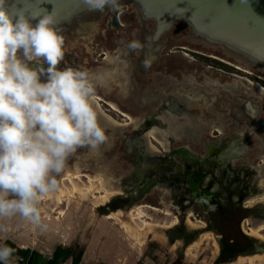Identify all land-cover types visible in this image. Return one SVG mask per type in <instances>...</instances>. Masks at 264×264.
<instances>
[{
    "label": "flooded vegetation",
    "instance_id": "af4514ba",
    "mask_svg": "<svg viewBox=\"0 0 264 264\" xmlns=\"http://www.w3.org/2000/svg\"><path fill=\"white\" fill-rule=\"evenodd\" d=\"M120 7L100 21L90 38L63 33L65 55L58 67L98 73L103 79L97 88L100 108L107 105L117 117L134 119L129 120L134 127L129 138L118 133L110 136L115 159L121 158L118 150L124 139L130 143L125 151L138 158L140 143H148V131L155 129L164 138L165 147L155 138L157 149L146 146V175L138 179L135 171L132 179L125 180L130 186L145 185L137 198L132 195L131 204L154 189L159 203L179 207L180 215H188L197 206L214 221L236 207L243 209L250 226L264 222V202L259 200L264 192V72L257 75L219 49L190 50L215 63L193 67L194 58L184 45L169 43H179L186 34L171 33L172 29L157 34L155 21H142L132 6ZM118 23L120 27L113 29ZM82 158L95 165L93 158ZM134 160L135 166L142 164ZM72 161H76L73 166L86 164L75 153L66 161L69 168Z\"/></svg>",
    "mask_w": 264,
    "mask_h": 264
},
{
    "label": "rangeland",
    "instance_id": "374dc122",
    "mask_svg": "<svg viewBox=\"0 0 264 264\" xmlns=\"http://www.w3.org/2000/svg\"><path fill=\"white\" fill-rule=\"evenodd\" d=\"M127 7L129 6L123 4L120 9ZM110 14L112 13L109 12L106 16L111 17ZM147 26L151 29L153 24L149 22ZM118 27H120L119 23L113 25V29ZM188 31V27L175 22L170 32L182 35ZM71 33L75 34V32ZM169 43L184 45L186 48L184 51L194 58L195 64L191 63L193 67L215 65L212 58L202 55L196 57L190 50L205 51L207 49L208 52H215L216 47L201 43L203 48H199L200 43L188 39L186 35L180 39L179 43L173 41ZM176 50L179 49L176 48ZM220 52L229 56L223 50ZM250 68L257 75L263 72L254 67ZM111 107L116 108L114 104H111ZM102 108H100V116L104 117L103 120L100 119V123L106 129L108 140L96 149L84 147L76 151L75 154L86 164L81 165L79 162L80 165L73 166L76 161H72L70 168L66 164L64 171L57 176V189L42 198L39 204L43 227L32 224L19 214L0 217V225L27 230L29 241L37 240L38 233L35 228L38 230L43 228L47 230L48 237H50L49 232H57L55 236L57 242L72 240L76 247L84 245L85 248L93 244V237L97 234L101 235L99 241L102 243L114 237L117 253L125 257V260L129 258L132 262L138 261L140 264H152L158 259L169 261V263L177 260L181 264H264V222H261L262 226L259 225L261 227H256L257 229L253 225L250 226L243 209L234 207L230 209L227 216L224 214L216 216L214 221L210 213H205L197 206L193 207L188 215H180L179 207L171 209L160 204L154 189L152 190L154 193L144 196L139 203L131 204L132 195H136L133 188L136 189L139 185L130 186L125 180L132 179L135 171L138 179L142 176L146 167L144 163L148 158L146 146L151 150L157 149L158 146L152 141L153 138L159 145L165 147L166 144L164 138L157 136L153 129L145 135L148 137V143L146 141L140 143L143 148L138 149V158L130 155L125 151V148H130V143H125V139L133 133L134 127L133 124H129V120L134 121V119L129 115H126L128 120L122 116L117 117L112 110H107V108L111 109L107 105ZM126 111L134 114L129 109ZM115 120L118 121L117 126H115ZM112 133H118L125 138L119 145L121 149L118 153L121 152V158L117 155L115 159L110 150L113 146L110 139ZM135 139L133 142H138V139ZM82 156L93 158L95 165H89L87 163L89 159ZM134 159L142 164L135 166L132 161ZM144 187L145 185H142V189ZM255 200H258V196L253 200L250 199L249 204H253ZM259 200L264 202V192L261 193ZM65 233L70 240H66ZM87 235L90 237L89 241L86 240ZM44 240L47 241L46 238ZM224 249L225 253H223ZM95 253L98 256V252ZM116 255L115 253L114 256ZM98 259L104 260L103 257Z\"/></svg>",
    "mask_w": 264,
    "mask_h": 264
},
{
    "label": "clouds",
    "instance_id": "9594fccd",
    "mask_svg": "<svg viewBox=\"0 0 264 264\" xmlns=\"http://www.w3.org/2000/svg\"><path fill=\"white\" fill-rule=\"evenodd\" d=\"M64 45L53 11L29 15L0 0V217L19 214L43 227L39 204L57 189L68 157L108 140L97 103L103 79L87 68L58 67ZM13 253L0 245V264Z\"/></svg>",
    "mask_w": 264,
    "mask_h": 264
},
{
    "label": "water",
    "instance_id": "95a60500",
    "mask_svg": "<svg viewBox=\"0 0 264 264\" xmlns=\"http://www.w3.org/2000/svg\"><path fill=\"white\" fill-rule=\"evenodd\" d=\"M121 4L132 6L142 21H155L157 34L179 22L189 28L188 39L223 50L264 72V0H115V6L106 4L102 10L90 8L85 0H13V10L29 15L53 11L62 33L88 37ZM141 186L133 188V199Z\"/></svg>",
    "mask_w": 264,
    "mask_h": 264
},
{
    "label": "crops",
    "instance_id": "0c3cea01",
    "mask_svg": "<svg viewBox=\"0 0 264 264\" xmlns=\"http://www.w3.org/2000/svg\"><path fill=\"white\" fill-rule=\"evenodd\" d=\"M35 230L38 233L37 240L29 241L27 240V230L15 226L0 225V245H7L14 249L13 256L8 264H140L138 261L132 262L129 258L125 260V257H121L117 253L114 237L110 241L102 243L99 241L101 235L97 234L93 237V244H89L85 248L84 245L76 247L66 233L65 238L70 240L71 243L70 241L57 242L55 239L57 232H49L50 237H48L46 229L41 228L38 230V228H35ZM89 239L90 237L87 235L86 240L89 241ZM95 252H98V256L103 257L104 260L100 261ZM115 253L116 256H114ZM149 260L151 259L149 258ZM154 261L152 264H181L177 260L170 263L169 261H163V259Z\"/></svg>",
    "mask_w": 264,
    "mask_h": 264
},
{
    "label": "bare ground",
    "instance_id": "6f19581e",
    "mask_svg": "<svg viewBox=\"0 0 264 264\" xmlns=\"http://www.w3.org/2000/svg\"><path fill=\"white\" fill-rule=\"evenodd\" d=\"M115 58H116V57H115ZM100 119H101V116H100ZM235 176H236V175H235ZM235 176H234V177H235ZM246 176H247V175H246ZM232 177H233V176H232ZM240 177H241V176H240ZM230 178H231V177H230ZM236 178H237V177H236ZM241 178H242V177H241ZM231 179H233V178H231ZM263 186H264V185H263ZM259 225H261V224L259 223L258 225H253V227L256 228V227H261V226H262V225H261V226H259ZM128 226H129V225H128ZM131 226H132V225H131ZM252 229H253V228H252ZM256 229H257V228H256ZM256 232H257V231H256ZM258 237H259V236H258ZM259 238H260V237H259ZM260 239H261V238H260ZM263 240H264V239H263Z\"/></svg>",
    "mask_w": 264,
    "mask_h": 264
}]
</instances>
